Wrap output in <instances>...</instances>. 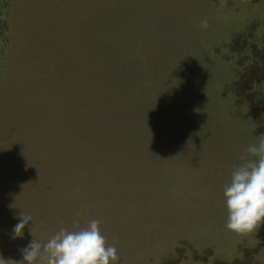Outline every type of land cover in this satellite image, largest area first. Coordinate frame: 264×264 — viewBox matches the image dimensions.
Segmentation results:
<instances>
[{
  "label": "rangeland",
  "instance_id": "rangeland-1",
  "mask_svg": "<svg viewBox=\"0 0 264 264\" xmlns=\"http://www.w3.org/2000/svg\"><path fill=\"white\" fill-rule=\"evenodd\" d=\"M261 134L264 0H0V258L95 218L118 264H264L223 195Z\"/></svg>",
  "mask_w": 264,
  "mask_h": 264
},
{
  "label": "clouds",
  "instance_id": "clouds-1",
  "mask_svg": "<svg viewBox=\"0 0 264 264\" xmlns=\"http://www.w3.org/2000/svg\"><path fill=\"white\" fill-rule=\"evenodd\" d=\"M201 28L208 27L203 20ZM233 166L230 181L223 186L227 207L225 227L237 234L248 235L264 224V134L250 144ZM86 211L77 213L85 216ZM34 219L21 213L12 230V238L22 237L25 226ZM100 219H88L85 226L74 220L71 226L62 225L46 240L35 237L22 248L20 261L4 260L0 264H118L120 259L115 243L103 234Z\"/></svg>",
  "mask_w": 264,
  "mask_h": 264
}]
</instances>
